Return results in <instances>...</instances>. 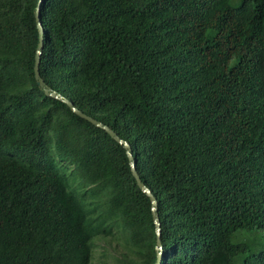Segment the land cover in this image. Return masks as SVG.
Wrapping results in <instances>:
<instances>
[{"label": "trees", "instance_id": "trees-1", "mask_svg": "<svg viewBox=\"0 0 264 264\" xmlns=\"http://www.w3.org/2000/svg\"><path fill=\"white\" fill-rule=\"evenodd\" d=\"M38 4L0 0V264H92L98 241L115 264H155L123 144L37 83ZM39 14L40 76L131 146L160 264H264V0Z\"/></svg>", "mask_w": 264, "mask_h": 264}, {"label": "water", "instance_id": "water-1", "mask_svg": "<svg viewBox=\"0 0 264 264\" xmlns=\"http://www.w3.org/2000/svg\"><path fill=\"white\" fill-rule=\"evenodd\" d=\"M40 3L41 0H39V4L36 8V19L38 21V30H39V42L37 45V53L35 56V64H34V76L37 80V83L44 87V92L48 95H51L53 97L59 98L61 100H63L67 105H69L71 107V109L78 114L79 116L87 119L88 121L92 122L93 124H96L97 126L102 127L103 129H105L110 136H112L116 141H118L119 143L123 144L124 148L127 151V156L131 162V167H132V174L136 179L137 185L149 196V198L152 201V212H153V217H154V222L156 224V231H157V240H156V249H157V259L155 261V264H160L161 262V254H162V243H161V239H160V221H159V215L157 213V201L155 196L152 194L151 190L145 186V184L141 181L139 174L137 173V170L135 168V161L131 152V146L129 145V143L123 139H121L112 129H110L108 127V125L106 124H102L101 122L97 121L96 119H94L93 117L83 113L81 110H79L78 108H76L73 103L62 97L60 94L56 93L55 91H51L44 83L43 79L40 76L39 73V64H40V55H41V50L43 47V25L41 22V18H40V14H39V7H40Z\"/></svg>", "mask_w": 264, "mask_h": 264}, {"label": "rangeland", "instance_id": "rangeland-1", "mask_svg": "<svg viewBox=\"0 0 264 264\" xmlns=\"http://www.w3.org/2000/svg\"><path fill=\"white\" fill-rule=\"evenodd\" d=\"M118 241L122 242L121 237L118 238ZM115 243L113 242V244ZM113 254L111 245L105 243V241H98L94 247L92 264H115Z\"/></svg>", "mask_w": 264, "mask_h": 264}]
</instances>
